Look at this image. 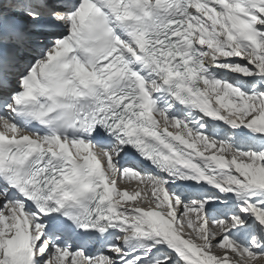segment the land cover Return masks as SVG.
<instances>
[{
  "label": "snow or ice",
  "instance_id": "obj_1",
  "mask_svg": "<svg viewBox=\"0 0 264 264\" xmlns=\"http://www.w3.org/2000/svg\"><path fill=\"white\" fill-rule=\"evenodd\" d=\"M0 264H264V0H0Z\"/></svg>",
  "mask_w": 264,
  "mask_h": 264
},
{
  "label": "bare ground",
  "instance_id": "obj_2",
  "mask_svg": "<svg viewBox=\"0 0 264 264\" xmlns=\"http://www.w3.org/2000/svg\"><path fill=\"white\" fill-rule=\"evenodd\" d=\"M131 186H133V187H134V186H135V182H132V185H131Z\"/></svg>",
  "mask_w": 264,
  "mask_h": 264
}]
</instances>
